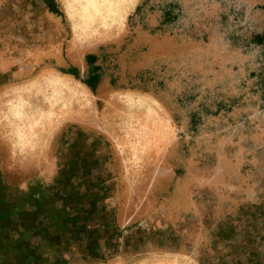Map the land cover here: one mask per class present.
Returning a JSON list of instances; mask_svg holds the SVG:
<instances>
[{
  "label": "rangeland",
  "instance_id": "374dc122",
  "mask_svg": "<svg viewBox=\"0 0 264 264\" xmlns=\"http://www.w3.org/2000/svg\"><path fill=\"white\" fill-rule=\"evenodd\" d=\"M50 5L0 0L5 264H264V0Z\"/></svg>",
  "mask_w": 264,
  "mask_h": 264
},
{
  "label": "water",
  "instance_id": "95a60500",
  "mask_svg": "<svg viewBox=\"0 0 264 264\" xmlns=\"http://www.w3.org/2000/svg\"><path fill=\"white\" fill-rule=\"evenodd\" d=\"M30 189L31 188L28 185L22 188L13 189L8 186H5L4 184H2V182H0V194H1L0 198L3 199V202L0 199V207L3 208V209H0V216L4 213H7L8 208L13 207V203H14L13 198L20 199L21 197L27 195ZM4 257L5 256H3V259H2V256L0 254V264H5V262L7 261Z\"/></svg>",
  "mask_w": 264,
  "mask_h": 264
},
{
  "label": "trees",
  "instance_id": "16d2710c",
  "mask_svg": "<svg viewBox=\"0 0 264 264\" xmlns=\"http://www.w3.org/2000/svg\"><path fill=\"white\" fill-rule=\"evenodd\" d=\"M49 7H51L50 3H51V0H45ZM65 72H68V73H71V74H74L75 76H77L76 72L73 70V69H68V70H65ZM87 84H89L88 82H86Z\"/></svg>",
  "mask_w": 264,
  "mask_h": 264
},
{
  "label": "flooded vegetation",
  "instance_id": "af4514ba",
  "mask_svg": "<svg viewBox=\"0 0 264 264\" xmlns=\"http://www.w3.org/2000/svg\"><path fill=\"white\" fill-rule=\"evenodd\" d=\"M44 2H45V5H46L48 8H50L49 5H48V3H47L45 0H44Z\"/></svg>",
  "mask_w": 264,
  "mask_h": 264
},
{
  "label": "crops",
  "instance_id": "0c3cea01",
  "mask_svg": "<svg viewBox=\"0 0 264 264\" xmlns=\"http://www.w3.org/2000/svg\"><path fill=\"white\" fill-rule=\"evenodd\" d=\"M65 72V71H64ZM66 73H68V72H66ZM68 74H71V73H68ZM73 75V74H72Z\"/></svg>",
  "mask_w": 264,
  "mask_h": 264
},
{
  "label": "bare ground",
  "instance_id": "6f19581e",
  "mask_svg": "<svg viewBox=\"0 0 264 264\" xmlns=\"http://www.w3.org/2000/svg\"><path fill=\"white\" fill-rule=\"evenodd\" d=\"M16 95V94H15Z\"/></svg>",
  "mask_w": 264,
  "mask_h": 264
}]
</instances>
